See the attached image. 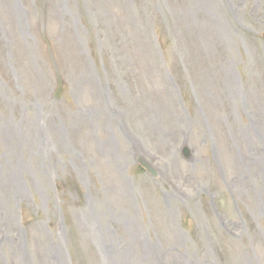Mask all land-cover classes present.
I'll return each instance as SVG.
<instances>
[{"label":"rangeland","instance_id":"obj_1","mask_svg":"<svg viewBox=\"0 0 264 264\" xmlns=\"http://www.w3.org/2000/svg\"><path fill=\"white\" fill-rule=\"evenodd\" d=\"M0 264H264V0H0Z\"/></svg>","mask_w":264,"mask_h":264},{"label":"water","instance_id":"obj_2","mask_svg":"<svg viewBox=\"0 0 264 264\" xmlns=\"http://www.w3.org/2000/svg\"><path fill=\"white\" fill-rule=\"evenodd\" d=\"M185 155L188 157L189 156V153L188 151H185ZM140 165L146 169L148 172L152 173V174H156L155 171L143 160L140 161Z\"/></svg>","mask_w":264,"mask_h":264},{"label":"bare ground","instance_id":"obj_3","mask_svg":"<svg viewBox=\"0 0 264 264\" xmlns=\"http://www.w3.org/2000/svg\"><path fill=\"white\" fill-rule=\"evenodd\" d=\"M59 259H61V258H59Z\"/></svg>","mask_w":264,"mask_h":264}]
</instances>
